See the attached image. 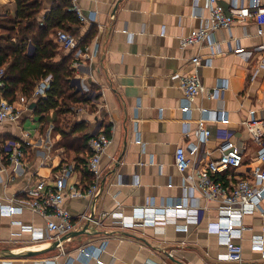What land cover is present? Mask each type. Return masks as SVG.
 <instances>
[{
  "label": "crops",
  "instance_id": "obj_1",
  "mask_svg": "<svg viewBox=\"0 0 264 264\" xmlns=\"http://www.w3.org/2000/svg\"><path fill=\"white\" fill-rule=\"evenodd\" d=\"M36 1L40 5L36 22L44 27L54 7L68 0ZM261 2L264 5V0ZM217 4L228 11L233 2L217 0ZM76 5L87 21L81 22L69 8L67 12L78 23L64 22L65 30L54 28L49 37L58 46L57 33L64 31L77 40L79 48H88L92 54L75 67L73 52L58 46L53 59L72 56L70 86L83 97V103L64 114L51 110L41 119L32 105L36 98L26 99L19 91L12 103L22 112L20 122L0 125L4 169L0 203L13 211L10 215L0 213V251L42 252L32 257H0V264H42L45 260L95 264L93 257L86 260L77 249L96 248L103 241L106 247L99 259L104 264H234L217 260L225 246L207 228L218 219L219 203L206 201L195 188L192 202L200 215L187 230L180 228L185 224L181 217L161 228L140 222L129 229L103 218L97 227L89 222L78 225L76 232H84L64 241L61 254L50 242L32 243L30 234L21 228L45 225L43 218L27 209L24 192L40 179L51 183L62 165L74 167L68 185L87 190L94 183L86 169L87 141L99 132L111 138V143L101 158L97 192L93 197L64 200L63 208L73 220L83 214L96 220L109 212L129 216L134 208L147 204L158 207L178 202L184 188L191 186L189 176L196 183L206 160L218 158L225 132L232 142L244 146V154L242 165L220 176L221 181L227 183L228 176L231 181L247 179L253 169L264 167L258 161L262 145L243 124L252 111L254 117L264 118V17L247 18L229 30L211 33L200 46L181 48L180 38L198 29L208 17L207 0H77ZM238 5L249 8V1L239 0ZM17 14L15 0H0V43L9 34L15 42L22 24ZM25 44L31 56L35 48L29 41ZM237 49L242 53H236ZM194 57L199 58L197 68L191 62ZM194 71L207 91L221 84L224 88L217 99L197 95L187 116L180 110L183 95L173 76ZM222 114L225 121L219 120ZM199 121L210 131L202 144L197 137ZM16 142L24 156L14 165L8 157ZM27 142L31 145H25ZM191 144L198 151L195 156L188 154L191 166L180 173L175 166L176 149ZM260 208L264 210V199ZM259 237L264 241L260 210L243 218L237 241L242 246L241 264H264L260 253L251 249L253 239Z\"/></svg>",
  "mask_w": 264,
  "mask_h": 264
},
{
  "label": "built area",
  "instance_id": "obj_2",
  "mask_svg": "<svg viewBox=\"0 0 264 264\" xmlns=\"http://www.w3.org/2000/svg\"><path fill=\"white\" fill-rule=\"evenodd\" d=\"M232 7L224 11L217 4V0H207L206 10L208 17L203 19L201 26L191 31L187 36L180 38V47L202 45L207 42L210 34L219 30H229L233 24L244 22L250 17H264V5L261 0H248L249 8L238 5L239 0H231ZM77 0H70V10L73 11L81 22L87 21V17L76 5ZM58 46L64 51H71L75 57L74 66L78 67L82 61L91 59L93 56L88 48L81 49L77 40L70 34L59 31L56 36ZM236 53H242V49L235 50ZM194 68L199 65V58L194 57L191 60ZM264 68V63L262 65ZM196 70V69H195ZM173 78L178 81L179 89L182 92L183 99L180 106L181 112L190 115L191 103L197 95H205L210 99H217L224 88V84L216 87L212 91H207L200 80L197 71L190 75L174 74ZM6 70L0 66V94L5 88ZM52 77L47 76L40 80L33 92L35 98H44L48 90ZM21 110L13 103H9L0 98V125L3 123H19L21 120ZM215 120H217L215 118ZM219 120H224L223 114ZM248 133L254 138L255 142L262 145L258 153V161L264 166V118L254 117V111L250 112V119L243 122ZM198 141L202 144L210 136V131L204 128L203 121L198 122ZM188 130H186V134ZM140 140L137 136V143ZM111 143V138L106 134L99 132L89 138L87 146L89 156L86 163L87 171L92 175L94 183L87 189L81 190L75 185H68V179L74 172L71 165H62L52 182L40 179L25 190V201L27 209L45 220V225L41 228L31 225H21L23 231L28 232L31 242L40 244L43 242L58 243V250L64 254L63 243L61 239L71 232L76 231L77 226L84 222L100 226L103 218H111L117 221L121 228L129 229L137 226L138 223L152 225L154 228H161L178 217L185 220V224L180 228L187 230L189 224H196L199 220L200 211L198 206L193 204L192 192L195 188L200 195L209 202H218V219L216 222L207 225L208 231L220 238L225 246V252L217 258L219 262L241 264L243 258L242 246L237 242L241 238L243 230V218L247 214H254L260 210L261 216H264V210H261L260 203L264 199V167H256L249 175V178H239L224 183L219 178L231 170H236L243 163L244 146H239L230 140L227 132L223 135V142L219 148V156L216 159H208L205 167L197 175L196 183L192 182L189 176L188 180L191 186L185 187V193L182 199L172 204H162L158 207L145 205L134 208L129 216H124L119 212L102 213L98 219H93L89 215H81L73 220L70 213L63 208L65 199H76L85 196L93 197L97 192V182L101 175V158ZM25 145H31L27 142ZM197 147L193 144L187 149L178 147L175 152V166L180 173L186 172L190 165L189 155L195 156ZM24 156L19 142L13 144L12 152L8 161L12 164H18ZM2 156L0 155V174L3 172ZM13 199L10 200L12 202ZM191 201V202H190ZM12 207L0 203V213H12ZM67 238L66 240H70ZM65 240V241H66ZM262 238H255L251 244L253 251L259 252L264 259V243ZM106 242L103 241L98 247L85 246L77 249L80 256H85L86 260L95 259V264H104L99 259L104 252ZM57 259V257H55ZM42 264H58L55 261L45 260Z\"/></svg>",
  "mask_w": 264,
  "mask_h": 264
},
{
  "label": "trees",
  "instance_id": "obj_3",
  "mask_svg": "<svg viewBox=\"0 0 264 264\" xmlns=\"http://www.w3.org/2000/svg\"><path fill=\"white\" fill-rule=\"evenodd\" d=\"M15 1L17 15L24 28L22 24L19 26L15 42L11 40L12 34L1 39L0 66H6L5 88L1 95L9 103L15 100L16 93L19 91L26 99H31L36 82L51 76L52 80L45 97L36 98L32 104L34 113L41 119L45 118L51 110L56 111V114L67 113L74 105L83 103V97L79 93H74L70 86L72 74L69 64L72 56H63L60 61H53L58 46L53 43L49 35L57 27L65 30L64 22L65 24L78 23L75 17L67 12L70 1L54 7L44 27H39L36 22L40 9L36 0ZM25 41L32 43L35 48L31 56H28L26 52Z\"/></svg>",
  "mask_w": 264,
  "mask_h": 264
},
{
  "label": "water",
  "instance_id": "obj_4",
  "mask_svg": "<svg viewBox=\"0 0 264 264\" xmlns=\"http://www.w3.org/2000/svg\"><path fill=\"white\" fill-rule=\"evenodd\" d=\"M97 196V195H96ZM84 231L81 232H71L69 235L63 237L61 239V242L63 243L67 238H73V237H77L79 235H81ZM50 247L53 248H57L58 247V243L53 242V243H49ZM41 251L38 252H32V251H21V252H11V251H0V257H6V258H16V257H32V256H36L41 254Z\"/></svg>",
  "mask_w": 264,
  "mask_h": 264
}]
</instances>
